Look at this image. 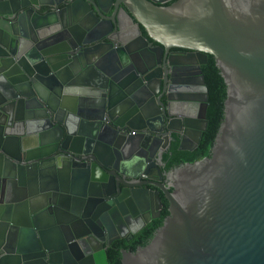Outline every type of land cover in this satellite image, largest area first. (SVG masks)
<instances>
[{
    "label": "water",
    "instance_id": "obj_1",
    "mask_svg": "<svg viewBox=\"0 0 264 264\" xmlns=\"http://www.w3.org/2000/svg\"><path fill=\"white\" fill-rule=\"evenodd\" d=\"M164 2L0 0V264H108L161 196L162 226L120 264H264V0ZM207 56L226 87L213 145L161 172L152 144L174 134L192 152L207 126L200 71L198 115L190 100L172 110L190 90L172 70ZM142 79L157 122L138 106Z\"/></svg>",
    "mask_w": 264,
    "mask_h": 264
},
{
    "label": "trees",
    "instance_id": "obj_2",
    "mask_svg": "<svg viewBox=\"0 0 264 264\" xmlns=\"http://www.w3.org/2000/svg\"><path fill=\"white\" fill-rule=\"evenodd\" d=\"M202 76L208 96L205 112L206 129L202 133L198 146L192 152L178 151V138L174 137L175 140L172 141L169 151L162 159L165 165L163 172H168L179 165L195 163L209 155L223 119L226 87L211 56H207V63L202 67ZM161 199L162 209L159 218L151 220L135 235H131L124 240H117L106 248L108 264H120L122 251L133 253L137 248L144 247L150 242L156 230L162 226L164 219L168 216V203L163 197Z\"/></svg>",
    "mask_w": 264,
    "mask_h": 264
},
{
    "label": "flooded vegetation",
    "instance_id": "obj_3",
    "mask_svg": "<svg viewBox=\"0 0 264 264\" xmlns=\"http://www.w3.org/2000/svg\"><path fill=\"white\" fill-rule=\"evenodd\" d=\"M107 1L108 0H105L106 4H107ZM164 1L165 2L162 5H157V7H167V6L171 5L172 3H174L176 0H164ZM118 19H119V23L122 27V32H121L119 39L122 42L123 41L124 42L125 41H131L135 37V33L133 32L132 24L130 23L128 17L126 16L125 13L120 12L118 14ZM180 53H181L180 51H174V50L170 52L171 61L173 63L180 62V61L184 60L183 58H181L184 56H181ZM185 54H187V53H185ZM201 60H202L201 58H198L197 60L195 59L194 66H192V65H187L185 67L178 66L172 70V73L176 77L175 80H177L178 82L185 81V82H181L182 85L178 84L177 86L181 87L182 90H183V88L190 89L188 92H185L183 90V91H179V92L175 93L174 95H172V97L174 99V101L171 103L172 110H174V109L179 110V108L180 109L183 108L184 102H179V100H190V101H192L190 104L198 109V115H200V109L203 108V104L201 101L204 99V95H203V93L198 91V89H200V86L198 85V77L196 75L200 71L201 76H202V67L206 65L207 57H206L205 63L202 64L201 66H199V69H198L197 66L199 65ZM152 65L155 66V70H157V71H155V73L153 74V77H150V84H152V85H150L151 89H150L149 93L151 95L155 92V83L157 81V79H156L157 75H159L161 77L164 76V73L162 71H158L159 65H158V59L157 58L154 59L153 63L150 62L149 66H152ZM147 72H149V71H147ZM202 78H203V76H202ZM141 81H142L141 89L139 88L140 90L138 91V94H136L138 106H140V108H142L144 110H147L150 113H154L155 114V122H157V118H159V115L156 114V110H157L156 107L158 105V102L157 101H153V102L150 101L149 96H147L148 89H149V88H147V83L144 82L143 79ZM177 98H181V99L177 100ZM207 100H208V96H207ZM134 105H136L135 102H134ZM206 108H207V103H206ZM205 111H206V109H205ZM173 126L175 128H178V123L174 122ZM155 128L157 130H159L160 126H155ZM174 137H177V136L172 134L170 144L165 150H163V145H165V141L163 138H162L163 140L160 143L155 142L154 144H152L153 148H155L157 150L156 156H158V155L161 156V158H160L161 159V165H160L161 172H163V168L165 166L164 163L162 162V159H163L164 155L169 151L170 146L172 144V141L175 140ZM149 189L154 190L153 187H151ZM160 198H162V196ZM161 204H162V201H161ZM161 209H159V213H160ZM154 214L155 215L158 214V210L155 208H154ZM152 220H154V219H152ZM129 236H131V234H127V236L124 239H127ZM124 239H120V240H124Z\"/></svg>",
    "mask_w": 264,
    "mask_h": 264
}]
</instances>
